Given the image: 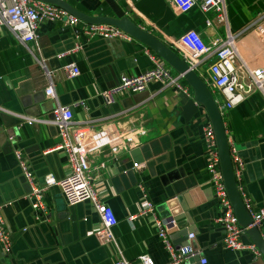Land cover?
I'll return each mask as SVG.
<instances>
[{"label":"crops","instance_id":"crops-1","mask_svg":"<svg viewBox=\"0 0 264 264\" xmlns=\"http://www.w3.org/2000/svg\"><path fill=\"white\" fill-rule=\"evenodd\" d=\"M60 1L88 17H113L103 0ZM114 2L127 11L124 17L171 51L172 43L185 32H193L202 43L221 41L226 31L241 33L234 42L237 54L250 68L264 71V19L258 20L264 17V0H223L224 24L208 27L204 23L214 17L208 19V12L197 7L179 14L163 0ZM85 27L81 21L70 27L62 19L42 20L35 42L27 44L1 27L0 106L15 114L49 119L59 105L70 110L72 132L83 135V144L87 146V138L96 133L104 137L106 144L99 145L88 160L96 169L95 194L115 217L110 229L113 242L104 244L95 236L100 223L88 203L69 207L56 187L44 193L45 215L36 219L12 150L26 160L37 184L47 175L55 181L66 178L68 163L61 151H53L59 144L55 127L27 125L0 113V212L10 240L9 254L0 249V264H114L118 258L135 261L144 255L155 264H168L154 218L176 221L178 228L168 233L174 248L187 244L183 231L194 235L190 244L201 251L205 264H264L261 255L230 251L221 244L223 231L215 223L220 211L204 170L201 135L206 120L186 125L178 113L191 97L182 92L186 84L163 87L152 81L141 92L147 93L143 101L132 100L137 94L125 95L105 105L100 94L117 86L121 76L150 69L148 55L153 54L131 38L130 42L86 40L80 34ZM38 58L44 61L56 101L44 95L47 80L35 61ZM68 64L77 67V77H65L62 68ZM167 69L169 76H177ZM208 90L216 98L215 91ZM221 118L227 144L244 164L236 183L241 198L251 212L264 209V100L251 91ZM133 164L142 167L134 170ZM258 230L264 239V225ZM240 241L247 245L243 235ZM184 264L200 263L192 258Z\"/></svg>","mask_w":264,"mask_h":264},{"label":"built area","instance_id":"built-area-1","mask_svg":"<svg viewBox=\"0 0 264 264\" xmlns=\"http://www.w3.org/2000/svg\"><path fill=\"white\" fill-rule=\"evenodd\" d=\"M171 4L179 14H185L197 7L201 12L212 11L215 13L211 21L204 23L205 27L215 24H224V3L223 0H163ZM64 20L67 26H74L78 20L67 14L64 10L36 0H0V28H7L14 37L21 43L35 42V30L37 24L42 21ZM264 19L263 15L258 20ZM253 24L244 29L246 31ZM86 40L97 38L101 40H116L130 42L131 39L122 31L106 25H87L81 33ZM241 33L235 35L228 31L223 40L202 43L193 32H185L172 43V51L184 61L187 67L205 84V86L215 91L214 102L220 116L226 111L238 105L243 98L251 91L258 92L264 100V71L260 68H250L248 64L237 54L234 42ZM78 34L75 33L76 39ZM151 68L137 75H124L119 78L117 86L100 94L105 105H112L118 97L131 96L142 92L149 82H158L163 87L174 86L182 81L181 78L169 76L168 67L156 56L148 55ZM43 71L47 80L44 89L45 97L56 101L49 76L41 58L35 60ZM210 61L204 72H199L204 63ZM65 77L68 79L77 77L79 70L74 64L65 65L62 68ZM183 94L189 95L188 87L182 89ZM213 97V96H212ZM0 113L12 116L27 125L42 124L55 127L59 144L53 151H61L66 158L69 167V174L61 181H55L50 175L43 178L42 183L37 184L32 179V173L26 160L16 150H12V156L18 166L21 177L28 187L26 199L30 209L35 214L36 219L45 215V207L42 202L44 193L51 187L59 190L64 203L75 206L81 203H88L95 213L100 228L95 236L101 243L111 244L113 242L110 229L115 224V217L111 209L102 204L95 194L92 182L94 178V167H91L88 155L92 154L99 145L106 144V140L101 134H94L87 138L83 144V135L72 132V114L69 109L56 105L49 119H39L28 117L22 114H15L0 106ZM12 141V138H8ZM202 147L205 157V172L209 182L213 187L214 199L219 208V215L215 223L223 231L221 244L224 249L230 251L249 250L254 255L259 256L258 251L251 244L244 245L240 241V236L248 228H257L264 225V209L251 212L248 202L242 199L245 209L251 219L249 227L242 229L232 213L230 203L227 199L219 169V160L216 151L214 134L209 122L206 121L202 128ZM229 158L232 167L233 178L239 182L244 169L242 160L238 157L235 149L228 146ZM142 165L133 164L132 168L138 170ZM151 206L147 205V212ZM155 234L160 241L162 248L169 257L168 264H184L187 260L198 258L200 264H205L201 256V251L194 249L190 242L194 235H186L187 244L174 248L169 240L170 230L177 229L178 225L172 218L164 221L153 219ZM0 249L4 255L9 254L10 240L8 233L4 229L0 212ZM114 264H155L148 256L137 257L135 261H125L118 258Z\"/></svg>","mask_w":264,"mask_h":264},{"label":"water","instance_id":"water-1","mask_svg":"<svg viewBox=\"0 0 264 264\" xmlns=\"http://www.w3.org/2000/svg\"><path fill=\"white\" fill-rule=\"evenodd\" d=\"M45 4L56 6L64 10L67 14L86 25H106L116 28L131 39L142 45L148 52L160 59L168 68H170L188 87L191 97L186 99L184 104L179 107L178 113L183 119L184 124L188 125L191 120L203 119L211 125L216 151L219 160V169L222 177L223 186L227 199L230 203L232 213L235 216L238 225L245 229L251 224L248 211L245 209L238 187L233 178L232 167L229 158L228 144L226 140L224 125L222 118L218 112L217 106L212 95L205 84L191 71L182 59H180L173 51L167 48L163 43L149 35L126 17L122 10L114 2V0H103L110 9L113 17L106 18L102 16L88 17L76 12L60 0H36ZM145 95L143 97L142 95ZM147 97V93H138L133 96L135 103L143 101ZM186 238V231H183ZM243 236L246 238V244H251L258 251L259 255L264 258V239L257 228H248L244 231ZM170 240V237H169Z\"/></svg>","mask_w":264,"mask_h":264},{"label":"rangeland","instance_id":"rangeland-1","mask_svg":"<svg viewBox=\"0 0 264 264\" xmlns=\"http://www.w3.org/2000/svg\"><path fill=\"white\" fill-rule=\"evenodd\" d=\"M214 15H215V13H213L212 11H208V16H209V18L208 19H211V18H213L214 17ZM170 69V68H169ZM171 70V69H170ZM171 72H172V75H174L175 73L171 70Z\"/></svg>","mask_w":264,"mask_h":264}]
</instances>
